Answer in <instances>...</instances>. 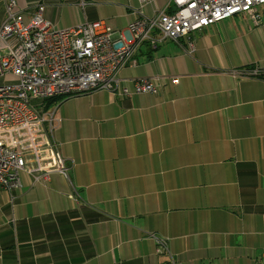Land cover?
<instances>
[{
    "label": "crops",
    "instance_id": "obj_1",
    "mask_svg": "<svg viewBox=\"0 0 264 264\" xmlns=\"http://www.w3.org/2000/svg\"><path fill=\"white\" fill-rule=\"evenodd\" d=\"M16 2L24 11L44 4L58 30L103 21L126 38L140 8L138 0ZM142 9L172 12L174 2ZM257 9L190 41L141 46L119 76L131 88L154 78L157 94L101 89L45 100L69 176L22 173L21 188L0 186V264H264V6Z\"/></svg>",
    "mask_w": 264,
    "mask_h": 264
},
{
    "label": "built area",
    "instance_id": "obj_2",
    "mask_svg": "<svg viewBox=\"0 0 264 264\" xmlns=\"http://www.w3.org/2000/svg\"><path fill=\"white\" fill-rule=\"evenodd\" d=\"M138 1L139 16L129 23L126 38L103 21L58 30L45 18L44 4L24 11L16 0H6L0 79L11 75L15 80L0 83L2 188L9 192L21 188L22 173L35 179H47L52 172L69 176L71 164L53 136L57 119L46 110L45 100L101 89L120 97L157 94L160 88L154 78L137 79L131 88L119 76L127 64H136L133 57L141 46L148 44L153 50L166 40L190 41L197 30L237 14L257 17V8L264 6V0H172L174 11L156 9L147 16L142 7L158 0ZM166 250V241L158 239L157 252Z\"/></svg>",
    "mask_w": 264,
    "mask_h": 264
},
{
    "label": "rangeland",
    "instance_id": "obj_3",
    "mask_svg": "<svg viewBox=\"0 0 264 264\" xmlns=\"http://www.w3.org/2000/svg\"><path fill=\"white\" fill-rule=\"evenodd\" d=\"M5 80H15V77H13V76H11V75H8V76H6L5 78L0 79V83H1V82H4ZM46 104H47V101H46ZM49 109H50V106H49ZM47 110H48V109H47ZM48 111H50V110H48Z\"/></svg>",
    "mask_w": 264,
    "mask_h": 264
},
{
    "label": "trees",
    "instance_id": "obj_4",
    "mask_svg": "<svg viewBox=\"0 0 264 264\" xmlns=\"http://www.w3.org/2000/svg\"><path fill=\"white\" fill-rule=\"evenodd\" d=\"M145 45L149 46L148 44H145ZM148 48H149L150 50H152V48H151L150 46H149Z\"/></svg>",
    "mask_w": 264,
    "mask_h": 264
}]
</instances>
